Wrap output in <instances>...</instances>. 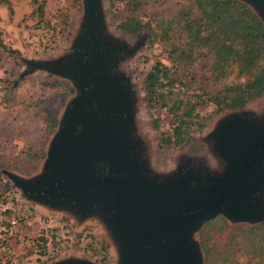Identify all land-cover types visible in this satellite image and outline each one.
<instances>
[{
	"label": "rangeland",
	"instance_id": "374dc122",
	"mask_svg": "<svg viewBox=\"0 0 264 264\" xmlns=\"http://www.w3.org/2000/svg\"><path fill=\"white\" fill-rule=\"evenodd\" d=\"M238 1L259 16L251 3ZM95 3L96 43L117 47L104 63L118 88L126 91L123 134L140 173L157 182L173 179L186 168L201 177L218 175L224 162L212 138L216 127L234 115L264 122V91L240 109L228 108L227 99L216 95L242 78L234 66L217 78L209 50L190 47L183 20L197 17L192 0ZM128 19L140 23L137 34L119 26ZM85 27L83 0H0V264H122L125 249L104 210L46 202L27 195L10 178L31 182L45 175L58 124L76 105L79 92L72 76L49 66L76 63ZM220 54L226 56L227 49L221 48ZM154 63L165 71L160 86L146 95L143 79ZM46 114L55 117L54 130ZM177 123L187 132L184 140L160 144V135L170 134ZM252 197L264 202V179ZM217 215L228 226L205 236L210 264H264V223L259 224L264 219L249 222ZM12 219L9 234L4 229ZM205 222L185 242L198 248L201 264L197 232ZM246 225H256L257 233H244ZM247 239L262 243L257 258H250Z\"/></svg>",
	"mask_w": 264,
	"mask_h": 264
},
{
	"label": "water",
	"instance_id": "95a60500",
	"mask_svg": "<svg viewBox=\"0 0 264 264\" xmlns=\"http://www.w3.org/2000/svg\"><path fill=\"white\" fill-rule=\"evenodd\" d=\"M245 1L264 24V0ZM83 6L86 27L79 58L75 64L49 66L76 80V105L58 124L43 179L10 178L27 195L46 202L104 210L124 246L122 264H201L198 248L185 242L203 222L217 214L264 219V202L252 197L264 179V122L234 115L216 127L212 138L224 162L218 175L201 177L186 168L170 180L146 178L123 134L126 91L104 63L117 47L96 49L95 0H83Z\"/></svg>",
	"mask_w": 264,
	"mask_h": 264
},
{
	"label": "trees",
	"instance_id": "16d2710c",
	"mask_svg": "<svg viewBox=\"0 0 264 264\" xmlns=\"http://www.w3.org/2000/svg\"><path fill=\"white\" fill-rule=\"evenodd\" d=\"M192 1L197 17L183 20L185 24L183 31L187 32V37L190 39L189 45L191 48L205 47L209 50L212 56L211 71L217 78L228 74L229 66L236 68V76L241 77L242 81L223 87L216 95H222L227 99L228 108L240 109L247 102L261 96L264 91V24L248 5L238 0ZM175 21L177 22L178 19ZM119 26L132 35L137 34L141 27L140 23L134 19L123 21ZM166 34L167 30H164L163 35ZM221 48L227 49L226 56L220 54ZM164 71L163 67L154 63L146 72L143 79L146 95L153 94L160 86ZM15 85L16 82H13V86ZM46 118L51 129L54 130L55 117L46 114ZM186 134L187 132L181 130V125L177 123L170 134L160 135L159 142L162 145L178 143L184 140ZM227 226V222L222 217L215 215L198 230V244L203 254L202 264L211 263L208 261L210 248L206 245L205 236L209 232ZM246 229L244 233L250 234L257 233L258 230L256 225H246ZM247 240L252 254L250 258H257V255L261 253L262 243L260 240ZM249 263L250 260L245 264ZM253 264H258V261Z\"/></svg>",
	"mask_w": 264,
	"mask_h": 264
},
{
	"label": "built area",
	"instance_id": "2783aa9c",
	"mask_svg": "<svg viewBox=\"0 0 264 264\" xmlns=\"http://www.w3.org/2000/svg\"><path fill=\"white\" fill-rule=\"evenodd\" d=\"M10 223V226L7 227V229H4V231H7L9 234L11 233V227H12V224H14V220L12 219L11 221H9ZM0 225H1V222H0ZM1 239H4L0 236ZM18 239V237H17Z\"/></svg>",
	"mask_w": 264,
	"mask_h": 264
},
{
	"label": "flooded vegetation",
	"instance_id": "af4514ba",
	"mask_svg": "<svg viewBox=\"0 0 264 264\" xmlns=\"http://www.w3.org/2000/svg\"><path fill=\"white\" fill-rule=\"evenodd\" d=\"M105 45L96 44V49L101 50V49L105 48Z\"/></svg>",
	"mask_w": 264,
	"mask_h": 264
}]
</instances>
